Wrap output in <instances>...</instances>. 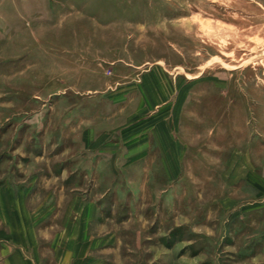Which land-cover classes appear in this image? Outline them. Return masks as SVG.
<instances>
[{"label": "rangeland", "instance_id": "1", "mask_svg": "<svg viewBox=\"0 0 264 264\" xmlns=\"http://www.w3.org/2000/svg\"><path fill=\"white\" fill-rule=\"evenodd\" d=\"M110 264H264V0H0V196Z\"/></svg>", "mask_w": 264, "mask_h": 264}, {"label": "crops", "instance_id": "2", "mask_svg": "<svg viewBox=\"0 0 264 264\" xmlns=\"http://www.w3.org/2000/svg\"><path fill=\"white\" fill-rule=\"evenodd\" d=\"M59 230L36 228L23 196H0V264H110L107 244L95 241L88 224L92 214Z\"/></svg>", "mask_w": 264, "mask_h": 264}]
</instances>
